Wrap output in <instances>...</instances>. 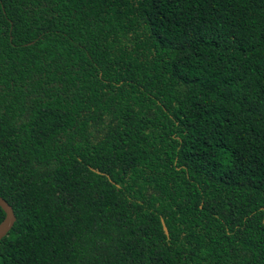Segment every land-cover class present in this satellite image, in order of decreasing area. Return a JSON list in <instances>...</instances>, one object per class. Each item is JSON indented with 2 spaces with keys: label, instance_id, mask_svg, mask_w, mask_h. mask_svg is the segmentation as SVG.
Segmentation results:
<instances>
[{
  "label": "trees",
  "instance_id": "1",
  "mask_svg": "<svg viewBox=\"0 0 264 264\" xmlns=\"http://www.w3.org/2000/svg\"><path fill=\"white\" fill-rule=\"evenodd\" d=\"M0 195V264H264V0H0Z\"/></svg>",
  "mask_w": 264,
  "mask_h": 264
},
{
  "label": "water",
  "instance_id": "2",
  "mask_svg": "<svg viewBox=\"0 0 264 264\" xmlns=\"http://www.w3.org/2000/svg\"><path fill=\"white\" fill-rule=\"evenodd\" d=\"M0 207L5 213L4 219L0 222V240L8 235L9 231L12 229L15 221L16 215L13 207L0 195ZM163 227L165 233L168 234V229L163 222Z\"/></svg>",
  "mask_w": 264,
  "mask_h": 264
}]
</instances>
